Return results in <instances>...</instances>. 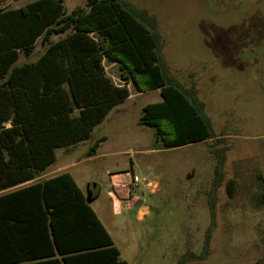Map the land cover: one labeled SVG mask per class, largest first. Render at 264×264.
I'll use <instances>...</instances> for the list:
<instances>
[{
  "label": "rangeland",
  "instance_id": "obj_1",
  "mask_svg": "<svg viewBox=\"0 0 264 264\" xmlns=\"http://www.w3.org/2000/svg\"><path fill=\"white\" fill-rule=\"evenodd\" d=\"M31 1L14 0L7 8ZM87 1L63 0L64 10H86ZM128 1L156 17L169 73L183 86H195L215 138L169 149L153 146L154 130L139 118L142 106L161 100L159 88L135 97L121 61L132 50L117 32L111 42L100 41V58L106 76L126 85L131 99L110 110L89 138L56 149L51 165L56 172L35 180L70 169L128 264H177L186 252L197 257L211 224L208 254L184 264H264V205L258 203L264 175V0ZM102 23L95 19L90 34ZM83 24L77 29H86ZM65 36L52 35L50 41ZM43 51L38 42L17 64L34 62ZM102 137L97 151L88 155ZM218 149H224L222 178L213 187ZM130 162L138 183L126 186L140 200L117 211L108 174L121 172L128 180L124 171ZM142 206L149 214L139 220Z\"/></svg>",
  "mask_w": 264,
  "mask_h": 264
},
{
  "label": "trees",
  "instance_id": "obj_2",
  "mask_svg": "<svg viewBox=\"0 0 264 264\" xmlns=\"http://www.w3.org/2000/svg\"><path fill=\"white\" fill-rule=\"evenodd\" d=\"M0 0V264H128L69 173L39 178L55 150L89 138L93 128L130 94L106 76L101 40L122 34L132 54L121 59L137 93L159 88L161 100L142 107L139 123L153 128V146L169 149L212 140L215 134L194 85L170 75L155 16L128 0H88L66 14L63 0H33L8 9ZM95 19L103 23L90 34ZM84 23L86 29L78 30ZM114 30H117L116 32ZM66 34L51 42L52 35ZM34 62L16 66L35 43ZM9 124L8 127L5 125ZM96 140L88 155L96 152ZM224 149L217 150L213 187L221 181ZM263 190L258 203L264 205ZM211 220L214 206L209 205ZM211 226L199 256L208 254Z\"/></svg>",
  "mask_w": 264,
  "mask_h": 264
},
{
  "label": "crops",
  "instance_id": "obj_3",
  "mask_svg": "<svg viewBox=\"0 0 264 264\" xmlns=\"http://www.w3.org/2000/svg\"><path fill=\"white\" fill-rule=\"evenodd\" d=\"M13 2H14V0L13 1H11L10 2V4H9V6L10 5H12L13 4ZM32 2V1H31ZM30 3V2H29ZM25 6V5H24ZM64 7V6H63ZM18 8H20V7H18ZM13 9H17V8H13ZM63 38V37H62ZM61 39V38H60ZM38 42H40L41 43V41L40 40H38L36 43H35V45H34V48L36 47V45H37V43ZM56 42V41H55ZM42 44V43H41ZM43 45V44H42ZM43 47H44V49H45V45H43ZM34 48H33V50H34ZM33 50H32V52L30 53V55L33 53ZM44 52V51H43ZM25 56V57H29V55L28 56H26V55H24L23 53H20V55H19V58H18V60L16 61V63H15V65L16 66H21V65H23V64H25V63H29V62H25V63H22V64H17V62L20 60V58H21V56ZM37 60V59H36ZM35 60V61H36ZM145 92H147V91H145ZM142 93H144V92H141V93H137V94H135V97L136 96H138V95H140V94H142ZM131 97H132V95L131 94H129V97L125 100V101H127V100H130L131 99ZM125 101H123V102H125ZM122 102V103H123ZM121 104V103H120ZM118 105V104H117ZM116 105V106H117ZM145 106V105H144ZM115 107V106H114ZM113 107V108H114ZM143 107V106H142ZM112 108V109H113ZM111 109V110H112ZM141 113H142V109H141ZM6 127H8L9 126V124H6L5 125ZM100 146V145H99ZM98 149V148H97ZM97 151V150H96ZM54 164V163H53ZM70 169H68V170H66L65 172H63V173H68V171H69ZM134 170H133V164H132V162H130V168L129 169H126L125 171H124V174H125V176H127L129 179L128 180H125L124 179V176L121 174V172H115V171H111V172H109V174H108V177H109V181H110V188H111V190H112V193H110V197H111V199L113 200L112 201V205H113V208L115 209V210H117L118 211V208H119V205H122V204H124L125 206H127V208H132L133 206H135L136 205V203L140 200V199H138L137 198V196L136 195H134V194H132L130 191H128V187L126 186V184L128 185V183L131 181V179H130V176H132V175H134V172H133ZM53 172H56V168H54V167H52V166H49L46 170H45V172L41 175V177L42 176H45L46 174L45 173H47V174H50V173H53ZM61 174V173H60ZM70 174V173H69ZM57 175H59V174H57ZM54 176H56V175H54ZM135 176V175H134ZM51 177H53V176H51ZM40 178V177H39ZM48 178H50V177H48ZM73 178V177H72ZM38 179V178H37ZM45 179H47V178H45ZM44 179V180H45ZM76 183V182H75ZM28 184H30V183H28ZM123 184H125V185H123ZM153 184V183H152ZM23 185V184H22ZM77 185V184H76ZM154 185H156L155 183H154ZM21 186V185H20ZM22 187V186H21ZM79 188V187H78ZM80 189V188H79ZM156 190H158V186L156 185L155 186V191ZM6 191V190H5ZM90 205V204H89ZM149 214V212H148V209H147V207H144V206H142V207H140L139 209H138V214H137V217H138V219L139 220H141L144 216H147Z\"/></svg>",
  "mask_w": 264,
  "mask_h": 264
},
{
  "label": "built area",
  "instance_id": "obj_4",
  "mask_svg": "<svg viewBox=\"0 0 264 264\" xmlns=\"http://www.w3.org/2000/svg\"><path fill=\"white\" fill-rule=\"evenodd\" d=\"M138 183V179L136 176L132 175L131 176V181L128 183V186H136Z\"/></svg>",
  "mask_w": 264,
  "mask_h": 264
}]
</instances>
